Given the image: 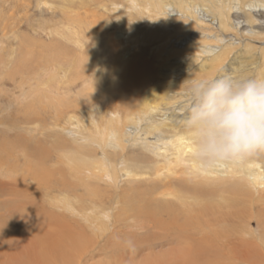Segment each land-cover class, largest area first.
Segmentation results:
<instances>
[{
    "label": "rangeland",
    "instance_id": "374dc122",
    "mask_svg": "<svg viewBox=\"0 0 264 264\" xmlns=\"http://www.w3.org/2000/svg\"><path fill=\"white\" fill-rule=\"evenodd\" d=\"M135 1L133 5L130 0H0V264H161V261L162 264H198L202 263L199 260H204L200 255L189 256L192 252H179V247L170 244V239L162 240V235L171 227L165 214L154 215L158 213L154 199L171 200L166 195L170 189L177 194L187 193L179 184L170 188L168 184L177 180L182 184L194 183L200 180L197 178L200 173L187 163L173 161L172 146L162 149V141L153 139L158 136L154 134L158 129L151 130L153 133H147V137L139 133L148 121L139 107L151 92H156L159 99L156 104L161 106L164 104L161 98L172 89L185 92L196 83L171 81L160 72L166 60L163 55L167 52L168 39L195 32L200 34V44L214 46L212 38L204 34L225 36L227 40L234 37L236 42L243 39L247 45L254 46L255 50L243 48L247 56H251L252 52L264 49V25L256 29L259 32L256 39H249L241 35L245 29H241V24L240 29L230 33H219L208 23L199 29L189 19L181 18V13L170 11L172 8L167 9L178 17L170 20L168 10L166 16L158 17L149 11L145 0ZM260 10L253 12V17L261 24L264 9ZM231 20L243 22L244 18L239 12H233ZM76 22L80 26L73 27ZM168 55L169 59L177 56ZM157 56H163L164 61ZM84 58L87 64L80 75L78 63ZM120 64L129 67L122 71ZM47 81L52 84L43 89L44 96L33 105L39 87ZM112 84L118 87L112 88ZM130 113L139 115H130L136 118L135 124H139L135 128H139L130 135L133 143H127L123 154L144 155L137 159L138 166H133L138 177L133 175L127 179L117 175L119 170L122 174L120 163L127 158L114 156L119 151L113 152L107 147L101 151L97 141L103 133L116 128L119 119L128 125L125 122ZM90 114H99L96 116L99 130L85 124L82 115L89 117ZM72 115L75 120L84 122L83 126L80 123L74 128L76 122L69 120ZM158 117L156 113L152 120L159 122ZM145 141L149 142L148 150L141 148V151L137 146L147 145ZM156 146L165 155H161ZM103 151L108 159L103 158ZM108 151L114 154L109 155ZM256 152L247 155L248 158L264 160V154ZM79 155H85L86 164L95 162L96 170L111 161L110 170L115 171L108 174L100 169L97 176L101 177L96 181L89 171H82L83 175L74 173L72 165L77 158L80 160ZM213 185L219 189V181L215 180ZM147 201L151 203L149 210L143 208L150 204ZM257 207L251 212H260L261 207ZM141 212H145V216ZM251 225L257 228L253 222Z\"/></svg>",
    "mask_w": 264,
    "mask_h": 264
},
{
    "label": "bare ground",
    "instance_id": "6f19581e",
    "mask_svg": "<svg viewBox=\"0 0 264 264\" xmlns=\"http://www.w3.org/2000/svg\"><path fill=\"white\" fill-rule=\"evenodd\" d=\"M130 1L133 3V5H135V2H136L135 0H130ZM145 1L147 3L149 11L153 13L154 15L158 17L162 15L166 16L167 15L166 10H168L167 8H172L170 11L175 10L176 12L181 13L180 15L181 18L183 17V19L184 18L189 19V21L193 23V25L195 24L194 26L198 27L199 29L203 28L202 25H205V23H208L207 25H210L212 29L217 30L219 33L221 32L230 33L232 31H235V30L237 31L238 29H240L239 25L241 24L242 25L241 29L245 27L243 32H241V35L242 36L246 35V37H248L249 39H256V37H258L259 35V32H257L256 29H259L260 28L259 26L262 27L264 25V23L260 24L257 21V19L253 17V12H260L261 11L260 9H264V0H145ZM233 12L234 13L239 12V14L243 16L244 21L243 22H236V21L233 22L231 20V14ZM260 15L261 14H259L258 17ZM168 17H170L169 19L171 20V18L177 19L178 16L177 14L170 12ZM75 26H80V24L76 22L74 23L73 27ZM165 27L167 29V26ZM169 28L170 27H168V29ZM67 29L69 33H71L72 30L70 31L69 28ZM204 36L208 38H212V40L216 43V45L211 46L207 44L202 45V43L200 44V38H199L200 34L195 33V32H190L184 35H182L181 33V35H177V36H174L168 39V44L166 45L168 47L166 48L167 52L163 55L164 57H166V60L165 62H163V65H162L163 69L160 72L163 75L169 76L168 79H171V81L172 80L180 81V82L184 81V83H186L185 81H187V82H192L191 84H193L194 82L202 81V80H213L215 78L223 77L226 75H230L233 78H237V79L264 78V49L261 51H255L252 53L250 52L251 56L249 55L247 56L246 50L243 48L244 47L252 48L254 46L247 45L245 43L246 40L242 41L243 40L242 39L240 41L238 40L239 42H236L234 37H233L234 39L229 38L227 40L225 36L224 38H219L218 36H215V35L213 36L212 34L211 35L204 34ZM184 40L186 41L185 43L183 42ZM169 44H172V46H170ZM163 46L165 45L163 44ZM171 47H173V49H170ZM239 47H242L240 51H234L235 49ZM255 47L256 48L258 47L257 43L255 44ZM171 50H173L172 53H170ZM157 51H160V50H157ZM164 51L165 50H162V52ZM168 54H174V55L177 54L178 57L176 56V59H169L170 56ZM174 55H171V56H174ZM163 56L161 57L157 56V57H160L159 59L163 60L162 58ZM195 58H197V60H193ZM195 61H197L196 64H195ZM188 62H190V64H188ZM86 64H87L86 59L85 60L81 59V61L78 63V67H79L78 73L80 75L83 74ZM16 67H18V65ZM128 67L129 66H127L126 64L125 65L120 64L119 70L127 69ZM173 73H176V76H173ZM17 75H20V74H17ZM39 81L41 82V80ZM50 83L51 82L47 81L43 86H40V87L38 86L40 89H38L39 91L37 92V97L34 100V102L32 100L33 105L35 103H38L41 100L40 98L44 96L43 89L46 90V88L50 86ZM114 87H118V86H114L112 84V88ZM188 92L189 91L182 92V89L180 91L176 89H172V91L168 93V94L171 93L170 95L166 94V96L163 95L164 98H161L162 100H164V104H161L159 102L161 106L159 104H156L157 100H159L157 99L158 95L156 94V92H151L150 95L146 96L145 102L142 101L143 105L139 107L140 110L143 112L142 113L143 116L146 117L145 119L148 120V121H145V123L147 122L146 123L147 125H145L143 129L142 128L139 129V133H142L144 134V136H146L147 133L152 132L151 130L158 129L159 132L154 133V134H157L158 136L153 137V139L156 142L162 141L164 145L162 149H167L168 146L170 147L172 146V148L175 151L173 161L183 162V164L187 163L192 170H197L201 174V175L199 174L200 177L197 176V178H200V180L198 179L199 181H195L194 183L191 181H188L185 184L184 183L182 184L181 181L177 180L176 182L168 184L169 188L174 186L175 184H179L183 188L184 187L186 188L184 192L187 191V193L185 192L184 194H177V193L171 192V189H170V192L167 193L166 195L169 196L171 200H166V201L164 200L163 202H160V200L154 199L153 202L156 204V205L154 204L156 206L155 211H158V213H155L154 215L163 216L165 214L169 218L168 226L171 227L169 228L171 229L169 232L166 230L167 232L165 233V235H162L164 236L162 240L165 241V240L170 239V244L174 243V245L177 248L179 247V250H178L179 252L180 251L182 252L186 251L188 253L192 252V253H189V256L190 255L194 256L195 254L198 256L199 255L203 256L204 260H199L202 263H198V264H264V196H260V195H264V160H260V161L252 160V159H249L248 156H245L241 159H235V160L226 161V162H218V163H213V164H206L202 161L199 162V160H195L197 159L195 157V143H194L195 132L186 124L188 109L190 106ZM110 93H112V89ZM159 106L163 108L161 109ZM117 113L119 112L117 111ZM134 113H130L128 116L138 115ZM156 113H157V116H160L158 117L159 119L157 118L159 122L157 121L154 122V120L156 119L152 120V118L154 117V114L156 115ZM159 113L161 114L159 115ZM92 115L93 114H90L89 117L88 115H82L84 117V122L87 125H91L92 128H94L95 130H99L101 127L98 123V119H97L98 117L96 118V116L99 114L93 115V116ZM131 116L129 118L127 117L128 119L127 121L125 120L126 121L125 123H127L128 125L122 124L123 122L119 121L120 119L117 118L119 120L117 121L116 128L114 127L111 128L110 130H108V132H106V134L103 133V136H100L101 138L99 139L95 135L98 139L97 145L101 151L103 150V148L107 147L109 148V150L119 151L118 154H114L113 153L114 151L113 152L108 151L109 155H111L110 152H112V155L114 154V156L124 155L123 153L126 148L125 146L127 145V143L131 141L130 135L135 130L137 131V129L139 128V127L135 128L138 122L135 124L136 118L134 119ZM141 118L142 119L140 120H143V117ZM73 119H74L73 115L69 117V120L73 121ZM107 120H108L107 122H109V118ZM74 121L76 122V126H74V128H76L80 123H81L80 125L83 126L84 122L80 120H75V119ZM101 121H104V120H101ZM104 122H106V120ZM99 132L100 131H98V134ZM91 133H93V131ZM165 133L167 134L170 133V136L168 135H166L168 137L164 136ZM89 137H92V136H89ZM134 137H132V139ZM92 138H93L92 140L94 139L97 140L94 137ZM83 141L84 140L82 139V142ZM85 141L87 140L85 139ZM93 143H95V141ZM132 143L133 142H130L129 145H131ZM146 143L148 144L147 145L140 144L141 146L139 147L137 146V148H139L141 151H142L141 148H143L144 150H148L147 148L149 147V142H146ZM58 144L62 145V143H58ZM75 144H77V142ZM86 145L89 146V143ZM90 145L93 146L92 143H90ZM155 145L158 146L160 144H155ZM156 147L154 150H156ZM59 149L63 151L66 150L64 148H59ZM80 149L85 150L84 148H80ZM61 150H58V151H61ZM149 150H152L151 147ZM158 151H161V149L158 148ZM257 151L259 154H264V151H261V150H257ZM153 152L160 153V152H155V151ZM167 152L168 151L166 150L165 153ZM255 153L257 154V152ZM160 154L165 155L163 152ZM102 155L104 159H108L106 152L102 153ZM142 155L138 154V155L133 156V155H130L129 153L128 155L127 154L124 155V157H126L127 160L123 161L121 159L123 162L120 163L123 165L122 166L123 172L121 174L119 170L117 175L126 176L127 179L133 175L134 177H138L137 174L139 175V173L135 174L136 170L134 169L133 166L137 165V159L139 157L142 158ZM153 155L156 156L157 154H153ZM77 157H80V160H78L79 158H77V161L73 163L72 165L73 168L71 170L74 171V173H77L80 175H83V173L81 174V172L82 171L84 172V170L85 172L89 171L90 175L93 176V180L95 179V181L96 179L101 177V176L100 177L97 176L100 169L104 170V172L108 174L115 171V170H112V171L110 170L111 161H108L105 164H102L103 166L100 165L101 168L98 166L99 169L96 170L97 168H96L95 162L92 165L90 164L91 162H88L89 165L84 162L85 155H82V156L79 155ZM114 158H112V161ZM146 158L147 157H145V159ZM61 159H62V156H61ZM173 161L171 163H174ZM68 162L70 163L71 161H68ZM147 162L150 163V161H147ZM151 162L153 163V159L151 160ZM114 167L116 166L114 165ZM85 168H87V170ZM111 168L113 167L111 166ZM164 168H167V166ZM185 168L186 167H184V169ZM114 174L116 176V173ZM84 175L86 174L84 173ZM108 177L109 176L107 175L106 178ZM80 178L82 179L83 177L81 176ZM86 178L88 179L89 177H86ZM89 179H91V177ZM213 179L219 181V184H220L218 187L219 189L214 187L213 184L215 180ZM117 185H118V180L115 181L114 186L116 187ZM181 191L183 192V190ZM224 194H228L230 196H225ZM146 203H150V202L147 201ZM149 205H151V203L147 204L146 207H143V208L145 210H149ZM256 207L257 208L261 207V210L260 212L256 211L254 214L251 211H254ZM144 213L145 212H141V215H143ZM143 216H145V214ZM150 216L151 215L147 217H150ZM251 222L255 224V226L257 227L256 229L252 227ZM155 224H158V223H155ZM162 226L163 225H161L160 227ZM166 228L168 229V227ZM157 244L160 245L159 242ZM158 245L155 244V247L156 246L158 247ZM162 245H164V243ZM189 246H192V248L190 249ZM151 247L153 246L151 245L149 249H151ZM140 250L142 249L140 248ZM162 263L164 262L161 261V264Z\"/></svg>",
    "mask_w": 264,
    "mask_h": 264
},
{
    "label": "clouds",
    "instance_id": "9594fccd",
    "mask_svg": "<svg viewBox=\"0 0 264 264\" xmlns=\"http://www.w3.org/2000/svg\"><path fill=\"white\" fill-rule=\"evenodd\" d=\"M188 95L186 124L195 132L198 160L213 164L264 151V78L202 80Z\"/></svg>",
    "mask_w": 264,
    "mask_h": 264
}]
</instances>
